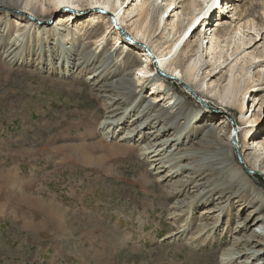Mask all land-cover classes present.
I'll use <instances>...</instances> for the list:
<instances>
[{
  "label": "rangeland",
  "instance_id": "rangeland-1",
  "mask_svg": "<svg viewBox=\"0 0 264 264\" xmlns=\"http://www.w3.org/2000/svg\"><path fill=\"white\" fill-rule=\"evenodd\" d=\"M12 1L23 3L26 0H0V264H223L221 257L224 253L234 247L244 248L243 245L237 247L234 243V236L246 234L244 231H236L238 221L243 219H237L236 215L230 221L235 211L229 214L226 208L225 213L214 212L213 218L205 220L203 218V211L214 208L215 202L219 200L218 189L225 179L223 175L213 182L215 189H212V195L208 199L198 201H195L194 190L189 192L175 190V185L181 183L182 178L190 175L188 169L181 171L179 175L174 174L172 178L174 194L169 182H158L152 176L144 182L143 169L150 172L149 160L154 157V154L147 156L139 150L131 154L116 153L113 149H109L108 142L105 141L104 135H107L102 121L110 115V112L97 101L95 93L89 90V83L86 81L96 65L95 59L90 63V69L84 73L72 69L71 73L64 74L61 68L65 64L58 67L55 65L57 63L55 60L58 61V59L54 58V66H50L51 61L48 57L42 56V52L54 47L62 46L77 53L84 41L93 48L101 43H97V40L106 30L105 21L98 17V12L89 10V6L97 0H79L86 10L79 11L80 16L74 18L79 21L78 23L68 26L67 32L71 35L67 36V40H64L66 37L62 36V32L49 31L58 17L64 14L60 11L56 12L57 10L47 22L41 20L38 22V25H46V29L33 26L30 34L23 31L17 32V28H13L16 24L15 18L7 15L16 11L13 6H9V2ZM136 1L133 0L132 4H136ZM161 1H153L162 4L157 10L152 9L153 18L148 25L153 30L157 28L159 14L163 12L166 17L169 13V11L166 12L165 1L162 3ZM195 1L183 0L186 6L191 4V8L185 6L182 8V3L178 5L180 6L178 10L183 12L181 18L184 21L181 33L186 30L185 28H189V19L193 11L195 14L202 12L201 18L203 14H208L211 8L207 7L208 2L218 1L212 15L210 12V17L206 16L208 19H204L205 16H203L194 22L199 24L204 19L190 38L193 46L189 48V51L193 53L197 50L204 55L202 56L204 61L202 72L206 71L207 66L212 62L209 48L213 29L215 26L220 27L216 25L217 18L222 17L228 22L235 20L233 28L242 26L238 33H235L236 29L227 31L220 38V44L224 46V49L229 47L231 54L239 45L249 42L250 39H255L256 44L248 48L242 47L232 57L228 56L224 64L222 60L217 65L220 68L216 69L212 76L204 75L210 72L207 70L202 76L206 77V80L199 86L202 94L196 95L192 88L184 86L181 79L172 80L183 92L179 93L173 89L169 96L174 93L179 95L181 100L186 101L184 95H189L206 111V115L202 113L200 119L193 123L194 133H186L189 128L179 131L182 137L175 145L173 141L172 150L190 140L197 141L204 131L212 128H216V132L226 139L235 124L233 118H240L241 115L237 106L228 107L224 102L226 94H229L233 86L242 87L244 91L249 81H253L250 84L254 86L245 92L244 112L249 120L256 121L255 124L264 119L263 110L261 112L260 104H257L264 96V84L260 90L252 92L259 87L257 84L264 82V63L262 65L258 63L259 57L256 63L251 64L253 55H264V0H237L235 1L236 12L229 13L223 12L228 0ZM129 2L131 0H126L124 5L126 6ZM131 6L128 7L131 8ZM33 9L36 11L35 14L41 16L40 6ZM234 13H237L238 19L232 17ZM65 14H69V11ZM134 15L133 13L126 18L129 28L133 31L142 25L137 17L133 18ZM94 16L96 20H100L99 27L102 26L103 29L91 28ZM33 17L24 15L22 18L34 21ZM248 20L256 30L252 28L247 30ZM116 30L120 34L123 31L122 28ZM191 30L186 36L181 37V43L174 47L173 53L177 51L176 54H178L180 50L178 47L182 46L190 36ZM243 31L249 35L244 36ZM256 31L260 34L258 35ZM123 33L125 34L124 31ZM1 34L5 36L1 37ZM200 35L202 41H199ZM116 36V33L110 34L102 41L107 43L106 47L99 48L100 58L103 52L108 51L116 43ZM72 42H76L74 47ZM128 43L134 44L135 39L131 38ZM19 44H23L24 49L22 61L9 64L6 54L13 49L17 52L19 48L16 46ZM116 46H119V43ZM123 50V55L118 61L121 64L124 63L125 67H122L120 73H125L126 70L131 72L130 78L135 77V72L139 71L136 61H140V56L134 53L136 48L119 46V51L112 59L116 60V56ZM30 53L36 54L35 57L29 56ZM224 53L227 52L224 51ZM37 54L38 58H36ZM77 60L78 56L73 58L72 64ZM167 62H171V59L169 58ZM223 66L225 68H221ZM153 69L154 71L150 70L146 75H154L155 63ZM221 69L222 71L219 72ZM164 73L168 76L167 72ZM249 77L252 79L249 80ZM142 82L145 83V79ZM208 85L214 88L211 94L206 93ZM153 86H155L153 82L148 81L144 88H141L140 95L120 98L126 102L140 101L132 114L137 115L139 111L143 114L141 106L152 100L150 94L153 92ZM136 88L140 89L138 85ZM158 93L160 92H154V95ZM254 95L257 97L255 102H253ZM169 96L162 102L155 100L156 104L159 107L167 104L170 102ZM185 103L188 104L187 101ZM224 116L228 117L230 125L228 129L220 125L218 121V118ZM181 121L182 119L179 123ZM207 122H216L217 125L216 127H213V124L206 126ZM157 124L154 128H148L155 130ZM260 124L256 125L255 130L263 123ZM183 125L185 126L186 123ZM241 125L243 127L245 124ZM130 126H132L130 122L121 126L123 128L119 135L126 133ZM170 132H174V129H170ZM253 132L247 133L250 144L253 139L262 135L264 127L257 131V135H252ZM164 134L167 135L168 132ZM119 135L114 140L121 143L117 141ZM98 141H102V146L106 145L103 146L104 149L96 147L99 145ZM138 143L140 148L145 144L137 140L130 141L128 145ZM191 144L192 142L188 146ZM78 145L81 147L82 156L92 155L93 162L102 161L103 167H94L78 160L76 151L73 152L74 147ZM199 150L202 151L201 155L210 153L208 149ZM67 155L70 157L68 161L65 160ZM166 160L168 159H162V164H171L169 160V162ZM236 160L240 162L237 152ZM187 162L188 160L183 161V163ZM202 166L200 160L197 167ZM169 169L164 166L162 173L169 172ZM255 179L259 184H264V175L261 177L257 174ZM194 183L195 181L192 186ZM231 190H227V196L223 198L227 204L239 192L236 189L231 193ZM253 190L251 189V192L255 193ZM169 191L172 196L169 195ZM183 200L188 204H182ZM252 203L253 201L248 199L246 205L244 204L248 211L254 208ZM179 206L183 207L179 208ZM181 210H184L182 215L178 214ZM173 212L177 214L174 218L171 216ZM242 217L245 216L242 215ZM202 222L211 225L217 223L220 226L212 234L208 232L202 236L198 234ZM261 225L258 224L256 229L264 230V225ZM260 258H256L252 264H257ZM228 264L239 263L235 260Z\"/></svg>",
  "mask_w": 264,
  "mask_h": 264
},
{
  "label": "bare ground",
  "instance_id": "bare-ground-1",
  "mask_svg": "<svg viewBox=\"0 0 264 264\" xmlns=\"http://www.w3.org/2000/svg\"><path fill=\"white\" fill-rule=\"evenodd\" d=\"M153 1L154 0H137L135 2L136 4H132L133 0H131V2H129V4L125 6L124 4L126 0L122 2L121 0H115L113 2H110L109 0H97L89 6V10H91V12H98V17L103 18V20L105 21L106 30L97 40V43H101L93 48L84 41L83 46L81 45L82 47L77 53L69 51L62 46H59L58 48L54 47L51 50L47 49V51L42 52V56L48 57V60L51 61L50 66L53 65L54 58H57L58 61H55L57 63L60 62L61 64L60 65L55 63V65H58V67L65 64L63 68H61L64 74L71 73L72 69H77V71L79 70L80 73H84L90 69V63L95 59L96 65L93 67V70L91 71L89 76H87L86 81L89 83V90L92 93H95L94 96L97 101L101 102L105 107L104 109H109L108 111L110 112V115L106 116V118L102 121V124L106 129L105 134L107 135H104L105 141L108 142L109 149H113L116 153L131 154L139 150L141 151V153L147 156H152L154 154V157L149 160L150 172L145 168L143 169L145 175L143 177L144 182L148 180L149 176H152L153 179L158 182H169L172 186L171 191L174 194V182H172L174 174L177 173L179 175L181 174V171L188 169L190 175L186 176L187 178H182L180 181L181 183L175 185V190L177 192H182L183 190L189 192L190 190H194L196 193L195 201H198L202 199H208L212 195V189H215L213 182L219 180L221 175H223L225 179L220 189H218V193H220L219 200L215 202L214 208H207L203 211V218L204 220L210 219V217L213 218L214 215L212 213H225L224 211L226 210V208H228L227 212L229 214L231 211H235L232 215L233 217L230 215L232 217L230 221L233 220L234 216L236 215L237 219H243L241 221H238V229L236 231H244L246 234H243V236L239 237L234 236V243L236 244V246L238 247V245H243L244 248L238 249L235 247H230L231 249L227 252L225 251L226 253L222 255L221 262L223 264H228L237 260L239 264H252V262L256 258L261 257L257 260V264H264V230L256 229V226H258V224L264 225V184H259L255 179V176H257V174L261 175V177L264 175V132L260 137L253 139L251 141V144L247 139V133H252L253 131H255L252 134L254 135L257 133V131L264 127V119H262L263 121H260V123H263L262 126L258 127L257 130H255L256 125L259 126L260 123L255 124L256 121L249 120L246 116V113L244 112V108L246 107L245 92H247V89L254 86L250 84L253 81H249L247 86L244 88V91H242V87H239L237 85L233 86L229 91L230 97L229 94H226L224 98L226 106H237L241 111L240 118H233L235 124L230 129L226 139L221 137L219 133L216 132V128H212L204 131L203 135H201L197 141L190 140L188 143H182L179 146L175 147L174 150H172L173 141L175 145L177 141H180V137H182L181 135H179V131L182 129L187 130V128H189L186 133H194L195 131L193 123H196L200 119L202 113L206 115V111H204L201 108V105H198L196 101L194 102L189 95H184L188 104L185 103V100H181V98L177 94L173 93L172 96H169L171 90L173 89L179 93L183 92L182 89H180L176 84H174V81H172L180 79L183 81L184 86L186 85V87L192 88L196 95L202 94V91L199 88L200 84L206 80V77H209L210 75L212 76V74L215 73L214 71L220 68L219 66H217L218 63L223 60L224 64L225 61H227L228 56L232 57L242 47L248 48L250 47V45H255V39H250L249 42H244L242 45H239L237 50H233L231 54L229 47L228 49H224V46L220 44V38L223 37V33L227 31H235L236 29L235 33H238V31H241L242 26L238 25L236 28H233V23L235 22V20L232 19V21L228 22V20L224 21V18L222 17L217 18L215 20L216 25L220 27L215 26V28L213 29V33H211V45L209 48L210 54L212 55V59L210 61H214V63L211 62L207 66L206 71L210 70V72H208V74H204L206 73V71L202 72V67L204 64L202 56L204 55L203 53H199L200 51L197 50L193 53L189 51V48L193 46L191 43L192 40H190V38L194 34V31H197L196 28L201 25V22L204 19H208L207 17H210V12L212 15V13L214 12L213 10L218 4V1L208 2L207 7L211 8L208 11V14H203L205 18L199 24H194V22H196L200 18V14H202V12H196L197 14H195V12L193 11L191 13V18L189 17V28H185L186 30L182 33L181 28L184 21L181 18V15L183 14V12L178 10L180 7L178 5L182 3V8L183 6L191 8V4L190 6H186L183 0H162L161 3L165 1V4L167 5L166 12L169 11V13L166 14V17H164L163 12L159 14L157 28L156 30H153L148 25L152 22L151 19L153 18L154 12L152 11V9L156 8L157 10L162 6V4H157ZM235 1L237 0L226 1V9H224L223 12H236L237 4L235 3ZM195 2H197V0ZM9 3V6H13V9L16 10L13 13L7 14L8 16L15 18L14 23L16 24L13 26V28H17V32L23 31L26 34L31 33V28L33 26L44 27L43 29H46V25H38V22L40 20L42 22H47L48 20H50V17L54 13V11L57 10L56 12L60 11V13H64L61 14L60 17H58L55 25L49 28L50 32H62V36L66 37L64 38V40L68 39L67 36H69V34L71 35V33L67 32L68 26L70 24L74 26L75 23H78L79 21L75 19L80 16L78 14L79 11L86 10L83 8L79 0H47L46 2H44L43 0H35L34 2L26 0L23 3H20V1H12ZM36 6H40L41 16L35 14L36 11L33 9V7ZM128 6H131V8H129ZM67 11H69V14H65L67 13ZM206 11L207 10H205V12ZM133 13L135 14L133 18L137 17V20H140L142 22L141 27L139 28L138 26H136L139 29H135L134 31L129 28L126 22V18L128 17V15H131ZM236 14L237 13H234L232 17L238 19ZM24 15L34 16V21L28 18L23 20L22 17H24ZM93 15H96V13H93ZM203 16H201V18ZM95 17L96 16L92 18L91 26L93 27L91 28L99 27L100 20H96ZM111 17L116 20L117 25L122 28V30L130 39H135L134 44L128 43V41H125L123 39V31L120 34V32L116 30L117 27L114 25L113 20L111 21ZM192 27H194L193 30H191ZM246 28L247 30L248 28L256 30L255 26H252L251 23H249V20L246 22ZM99 29H103V27L101 26L99 27ZM190 30L192 31L190 36L183 42L182 46L178 47L180 49L178 54H176L177 51L173 53L174 47L178 43H181V37L186 36ZM256 32L258 35L260 34L258 31ZM114 33H116L117 35L116 43L108 51H106L105 53L103 52V55L100 58L101 53L99 51V48L106 47L107 43V41H102L107 36ZM125 34L123 35L125 36ZM201 35L199 36V41H202ZM243 35L248 36L249 34L244 33ZM3 36H5V34H1V37ZM241 40L242 38L240 39V41ZM72 43L74 47L76 45V42ZM118 43L119 46H123V48H126V46L136 48L134 53L140 56V61H136V65H139L137 69H139L140 72H135V77L130 78L129 76H131V72H128L126 70L125 73H120L122 67H125V64L119 63L118 60L120 56L123 55L124 50L116 56V60L112 59L114 55L119 51V46H116ZM137 43H139V45H137ZM56 44H58V42ZM22 45L23 44H19L18 46H16L17 48H19L17 52H15V49H13L6 54V59L9 64H12L15 61L19 60L22 61V52L24 50ZM145 47L151 51V56L146 52V50L144 49ZM224 51H226L227 53H224ZM35 55L36 54L34 53L29 54V56L33 57H35ZM76 56H78V60L75 61L74 64H72V60ZM257 56L253 55L251 64L256 63L257 58L260 57L258 59V63L262 65L264 63V55L258 54ZM36 58H38V54ZM169 58L171 59V62H167ZM146 59L149 62L146 61ZM253 59L255 61H253ZM154 63L156 72L154 73V75H146L150 70L154 71ZM221 68H225V66ZM221 71L222 69L219 72ZM164 72H167L168 76H165L164 74L166 73ZM177 74H179L180 77ZM203 74L206 76L205 78L202 77ZM143 79H145V83L142 82ZM211 79L212 77H210V82H212ZM251 79L252 77H249V80ZM148 81L153 82V84L155 85L152 87L153 92H151L150 94V96H152V100L148 104L141 106L143 114H141V111H139L137 115H134L132 113L135 108L139 106L140 101L131 100L129 102H126V100H122V98L120 97L128 96L132 98L137 94L140 95L141 88H144L146 82ZM263 84L264 82L257 84L259 85V87L252 90V92L260 90V87ZM137 85L140 89L136 88ZM213 90V86L208 85L206 93L211 94L210 92ZM224 90L227 91L226 88H224ZM154 92L160 93L155 96ZM167 96H169L168 98L170 99V102H168L167 104H162L161 107H159L158 104H156L155 100H159L160 102H162L167 99ZM256 99L257 97L254 95L253 102H255ZM257 104H260V110L261 112L263 110L264 113V96L259 99ZM180 119H182V121L179 123ZM183 119L186 122L183 121ZM218 121L220 122L219 124L223 125L224 128H229L230 125L228 123V117H220L218 118ZM126 122L132 123V126L127 128L128 130L126 133H122L121 135H119L121 129L123 128L121 126L127 124ZM184 123H186L185 126L183 125ZM207 123L208 124L206 126H211V124H213V127H216L217 125L216 122ZM156 124L158 125L157 129H149L152 127L154 128ZM241 124L245 125L242 127ZM234 126L237 127V139L235 143L232 139ZM170 129H174V132L171 133ZM166 131L168 132L167 135L164 134ZM117 135L120 136L117 141L119 140V142L121 143H118L116 142V140H114L116 139ZM242 136L244 137L243 141ZM137 140L138 142L140 140L141 142H145L143 147L140 148V143L128 145L130 141ZM190 142H192V144L188 146ZM97 143L99 144L96 145L97 148L102 149L103 146H106H102V141H98ZM199 149H208L210 153L208 155H201L202 151ZM74 151H76L77 153V159L81 162L90 164L94 167H103L102 161H97L95 163L93 162L94 157L92 155L88 154L82 156L81 147L79 145L74 147L73 152ZM236 152H238L241 156V160L240 158H238L240 162L236 160ZM74 159L76 160V157H74ZM162 159H168L171 164H162ZM65 160H70L69 155L65 157ZM168 160H166V162H169ZM184 160H188V162L183 163ZM200 160L203 166L198 168L197 163ZM164 166L170 168L169 172L165 174L162 173ZM174 167H178V169L175 170ZM193 181H195V183L192 186ZM166 186H168V184H166ZM229 189H232L231 193H233L236 189H238L239 192L235 194L231 202L227 204V201H224L223 198L227 196L228 192L226 191ZM251 189H254L253 191L255 193H252ZM171 191H169L170 196H172ZM248 199L253 201L254 203V205L252 206L254 208L251 211H248L245 206ZM227 200H229V198H227ZM181 202H183L182 204L184 205L188 204L184 200ZM183 206H179V208ZM171 207L174 208V206ZM50 208L53 210L52 207ZM243 212H245L246 214H242ZM178 214H184V210H181V212ZM174 215L177 214H174L173 212L171 216L174 218ZM220 215L221 214H219V216ZM242 215H244L245 217H242ZM219 226L220 225H218L217 223L211 225L202 222L200 223L198 234L202 235L204 233L207 234L208 232H211L212 234L219 228ZM64 228L66 230V225L64 226ZM82 240L84 241V238H82Z\"/></svg>",
  "mask_w": 264,
  "mask_h": 264
},
{
  "label": "water",
  "instance_id": "water-1",
  "mask_svg": "<svg viewBox=\"0 0 264 264\" xmlns=\"http://www.w3.org/2000/svg\"><path fill=\"white\" fill-rule=\"evenodd\" d=\"M31 18V17H30ZM112 20H113V23H114V25L117 27V29H120V27L117 25V23H116V20L112 17ZM48 23H50V22H48ZM47 23V24H48ZM124 34V33H123ZM123 34H122V37L126 40V41H130V38L127 36V35H125V36H123ZM145 50H146V52L151 56V51L148 49V48H144ZM236 131H237V127L236 126H234V130H233V135H232V139H233V141H234V143H235V141H236V139H237V137H236ZM237 156H238V158H240V160H241V156H240V154L237 152Z\"/></svg>",
  "mask_w": 264,
  "mask_h": 264
}]
</instances>
